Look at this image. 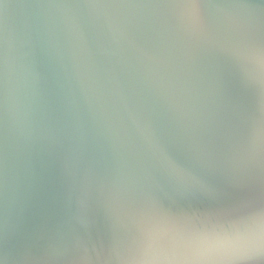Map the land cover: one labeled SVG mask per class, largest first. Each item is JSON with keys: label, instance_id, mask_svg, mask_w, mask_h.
I'll use <instances>...</instances> for the list:
<instances>
[{"label": "water", "instance_id": "95a60500", "mask_svg": "<svg viewBox=\"0 0 264 264\" xmlns=\"http://www.w3.org/2000/svg\"><path fill=\"white\" fill-rule=\"evenodd\" d=\"M262 236L264 0H0V264H264Z\"/></svg>", "mask_w": 264, "mask_h": 264}, {"label": "snow or ice", "instance_id": "6c2138e0", "mask_svg": "<svg viewBox=\"0 0 264 264\" xmlns=\"http://www.w3.org/2000/svg\"><path fill=\"white\" fill-rule=\"evenodd\" d=\"M139 251H144V249H139ZM259 255L264 257V236L261 238L260 246L258 249ZM247 254L254 255L256 250H250ZM132 264H194V262L186 260H164V259H145L132 262ZM199 264H234L232 261H209V262H199Z\"/></svg>", "mask_w": 264, "mask_h": 264}]
</instances>
